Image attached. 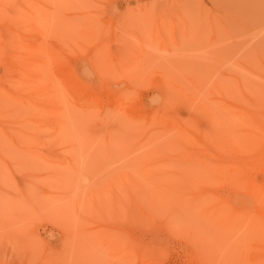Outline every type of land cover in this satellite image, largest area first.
Returning a JSON list of instances; mask_svg holds the SVG:
<instances>
[{
    "label": "rangeland",
    "instance_id": "rangeland-1",
    "mask_svg": "<svg viewBox=\"0 0 264 264\" xmlns=\"http://www.w3.org/2000/svg\"><path fill=\"white\" fill-rule=\"evenodd\" d=\"M0 264H264V0H0Z\"/></svg>",
    "mask_w": 264,
    "mask_h": 264
},
{
    "label": "bare ground",
    "instance_id": "bare-ground-1",
    "mask_svg": "<svg viewBox=\"0 0 264 264\" xmlns=\"http://www.w3.org/2000/svg\"><path fill=\"white\" fill-rule=\"evenodd\" d=\"M164 14H165V13H164ZM165 16H166V14H165ZM156 18H157V17H156ZM160 18L162 19V16H160L159 19H160ZM164 19H165V18H164ZM172 20H173V17H171V20H170V21H172ZM166 21H167V20H166ZM166 21H165V22H166ZM48 22H50V21H48ZM159 22H160V20H159ZM167 22H169V21H167ZM155 23H156V22H155ZM156 24H157V23H156ZM171 25H172V24H171ZM171 25H170V26H171ZM161 26H163V25H161ZM166 26H167V25H166ZM47 27H48V25H47ZM70 27H71V26H70ZM154 27H155V26H154ZM48 28H49V27H48ZM155 28H156V27H155ZM44 29H45V31H47V30H46L47 28H44ZM88 29H89V28H88ZM88 29H87V31H88ZM163 29H164V28H163ZM154 30H156V29H154ZM158 31H159V29H158ZM89 32H91V31L89 30ZM92 32H93V31H92ZM155 32H157V31H155ZM164 32H165V31H164ZM159 33H160V32H159ZM90 34H91V33H90ZM160 34H161V33H160ZM84 35H85V34H84ZM156 35H157V34H156ZM160 36L162 37V35H160ZM160 36H159V37H160ZM163 38H164V37H163ZM160 39H161V38H160ZM162 41H163V40H162ZM15 42H16V41H15ZM15 42H14V44L17 45V44H16L17 42H16V43H15ZM42 42H43V41H42ZM23 43H24V42H23ZM23 43H22V44H23ZM27 43H28V41H27ZM38 44H39V43H38ZM38 44H37V45H38ZM15 45H13V46L15 47ZM24 45H26V43H25ZM24 45H23V46H24ZM29 45H30V44H29ZM35 45H36V44H35ZM35 45H33V44L30 45V46H29L30 48H28V49H31V46H32V48H33V46L35 47ZM37 45H36V46H37ZM39 45H40V44H39ZM41 45H42V44H41ZM41 45H40V47H41ZM16 47L21 48L22 46H21V45H19V46L17 45ZM26 47H27V46H26ZM35 48H36V47H35ZM43 48H44V47H43ZM24 49H25V46H24ZM28 49H26V50H28ZM17 50H18V48H17ZM40 50H41V48H40V49H37V48H36V49H33V52H32V51H31V52H32V54H48V53H49V51H48V53H47V52H45V51H40ZM44 50H45V48H44ZM47 50H48V49H47ZM28 51H29V50H28ZM18 52H19V51H18ZM22 52H23V51H22ZM26 52H27V51H26ZM105 52H106V51H105ZM105 52H104V53H105ZM15 54H16V53H15ZM51 54H52V53H51ZM101 54H103V52H102ZM56 62H57V60H56ZM56 62H55V63H56ZM12 63H13V62H12ZM59 63H60V62H59ZM60 64H61V63H60ZM11 65H12V64H11ZM13 65L15 66L16 64H13ZM55 65H56V64H55ZM99 65H100V64H99ZM27 66H28V65H27ZM27 66H26V68H27ZM58 67H59V66H58ZM28 68H29V67H28ZM103 70H104V69H103ZM106 72H107V71H106ZM107 73H108V72H107ZM67 77H68V76H67ZM38 79H40V78H38ZM64 79H66V78L64 77ZM74 86H75V85H74ZM76 86H77V85H76ZM48 87H49V86H48ZM55 102H56V101H55ZM50 104H51V103H49V105H50ZM54 104H55V107H56L57 102L54 103ZM53 108H54V106H53Z\"/></svg>",
    "mask_w": 264,
    "mask_h": 264
}]
</instances>
